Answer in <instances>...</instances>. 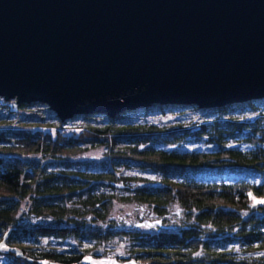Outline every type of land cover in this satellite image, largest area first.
Instances as JSON below:
<instances>
[{"label":"trees","instance_id":"16d2710c","mask_svg":"<svg viewBox=\"0 0 264 264\" xmlns=\"http://www.w3.org/2000/svg\"><path fill=\"white\" fill-rule=\"evenodd\" d=\"M36 104L0 98V107L12 113L32 114L29 108ZM150 110L114 119L85 116L105 124L79 129H67L60 120L55 127L0 129V264H89L86 256L107 257L97 248L116 238L139 247L123 257L111 253L131 264H264V256L241 258L228 248L264 252V99L203 110L218 115L194 127L115 126L126 114ZM234 111L255 116L223 119ZM88 143L108 148L104 173H56L48 168L51 160L79 157ZM199 143L206 149L186 146ZM117 169L157 176L158 183L144 186L139 179L135 201L161 219L175 205L186 216L185 223L177 230L149 233L112 220V197L92 185L99 180L108 181L109 187L118 181L130 186L136 182L118 177ZM224 177L239 179L226 183L220 181ZM24 216L51 223L25 224ZM51 239L72 240L77 247H42V240ZM90 243L92 250L84 248Z\"/></svg>","mask_w":264,"mask_h":264},{"label":"water","instance_id":"95a60500","mask_svg":"<svg viewBox=\"0 0 264 264\" xmlns=\"http://www.w3.org/2000/svg\"><path fill=\"white\" fill-rule=\"evenodd\" d=\"M0 98L62 122L264 99V0H0Z\"/></svg>","mask_w":264,"mask_h":264},{"label":"rangeland","instance_id":"374dc122","mask_svg":"<svg viewBox=\"0 0 264 264\" xmlns=\"http://www.w3.org/2000/svg\"><path fill=\"white\" fill-rule=\"evenodd\" d=\"M154 106V105H153ZM150 106L147 109H151L146 113H134L126 114V116L115 123L116 127L123 126H154L165 129H175L180 126L183 127H194V125L201 124L202 122L209 121L217 117V113L214 112H202L203 110L196 111L193 108L195 106H164L163 110L157 109ZM161 106V105H156ZM32 114H18L12 113L7 109L0 107V129H34V128H48L59 125V119L54 112L49 110L45 105H38L29 108ZM144 110V109H142ZM137 111V110H135ZM210 111V110H209ZM255 115L249 111L244 112H230L223 116V119H253ZM64 127L67 129H79L90 126H102L105 121L101 119H93V117H85L84 115L74 116L69 120L62 121ZM195 130V128H193ZM235 145V144H233ZM188 150H205L206 147L203 143L186 145ZM85 151L82 155L72 159H59L51 160L48 164V168L58 173L63 170H69L71 172H80L84 174H102L105 172L107 167V156L108 148L106 146L88 143L84 145ZM122 148L116 146L115 149ZM66 162V163H65ZM116 175L118 177H131L135 178L136 182L130 185H122L120 181L114 182L109 187V182L106 180H99L96 184L92 185L93 190L99 193H103L105 196L112 197L113 211L112 220L120 221L127 227H137L142 229L144 232H157L160 230H177L180 225L186 221L183 211L177 206H173L170 214L165 219L152 216V211L145 205H139L135 201V189L139 184V179H142L140 183L144 186L145 183H158L159 178L153 174L147 172H140L134 169H117ZM239 178L235 177H224L220 178V181L230 183L234 182ZM218 181V179H217ZM25 210L26 202L22 203ZM23 222L25 224H45L51 223L49 219L40 220L30 216H24ZM24 246L26 244H23ZM42 247H49L57 250H65L68 247H77V243L72 240L68 241H57V240H42ZM93 243L84 245V248L92 247ZM233 253L241 258H258L264 256V252L250 254L240 250L239 246H229ZM96 251L95 248H93ZM137 251L139 247L136 244H132L130 241L122 238H116L105 247L97 248V251L106 253L107 257H93L86 256L85 262L89 264H131L120 259L112 258V252H115L117 256H126V251Z\"/></svg>","mask_w":264,"mask_h":264},{"label":"snow or ice","instance_id":"6c2138e0","mask_svg":"<svg viewBox=\"0 0 264 264\" xmlns=\"http://www.w3.org/2000/svg\"><path fill=\"white\" fill-rule=\"evenodd\" d=\"M261 203H264V201H261Z\"/></svg>","mask_w":264,"mask_h":264}]
</instances>
